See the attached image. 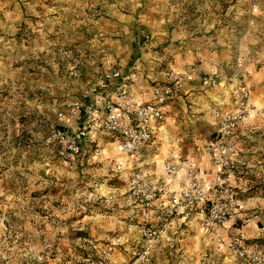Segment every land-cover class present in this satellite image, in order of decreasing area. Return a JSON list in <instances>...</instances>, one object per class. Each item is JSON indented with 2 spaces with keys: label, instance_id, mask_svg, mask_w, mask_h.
<instances>
[{
  "label": "rangeland",
  "instance_id": "1",
  "mask_svg": "<svg viewBox=\"0 0 264 264\" xmlns=\"http://www.w3.org/2000/svg\"><path fill=\"white\" fill-rule=\"evenodd\" d=\"M119 15L134 22L130 25L136 36L153 27H163L167 40L176 32L180 36L198 32L197 37L213 31L219 34V41L228 43L235 56V69L226 80L231 78L237 86L240 82L249 85L254 69L264 70V0H0V264H87L88 258L95 264H114V243L109 258L101 263L90 248V243L105 246L116 238L110 233V241L100 239L110 221L117 219L110 198L126 197V181L132 171L147 172L157 178L158 186L166 175V164L173 163L179 171L187 162V149L191 154L196 148L205 150L208 140L193 151L189 137L180 138L184 126L169 120L159 133L155 150L137 161L118 150L114 155L115 147L107 145L106 153L97 159L78 158L69 167L59 162L47 139L60 125L56 110L67 101L55 97V81L66 84L67 79L61 70L51 67L48 40L58 28L66 31L62 34L86 35V17L114 20ZM215 41L211 52L224 47ZM100 49L114 67L112 53L101 47L97 49L99 58ZM135 51L129 54V63L140 52ZM193 71L195 67H191ZM207 76L214 75L201 74L200 80ZM214 78L218 85L206 89L219 86L220 80ZM263 87V81L249 87L255 112L240 123L258 116L259 124L251 125L255 132L264 125V111L252 100L251 90L262 92ZM215 108L219 109H210L211 120L202 129V133L210 129L209 138ZM246 146L264 150V136L260 144ZM123 157L125 164L119 161ZM257 161L264 168V157ZM246 187L238 190L239 200L264 197V184L253 182ZM249 247L243 248L264 253V238ZM155 259H149L150 264H157Z\"/></svg>",
  "mask_w": 264,
  "mask_h": 264
},
{
  "label": "crops",
  "instance_id": "2",
  "mask_svg": "<svg viewBox=\"0 0 264 264\" xmlns=\"http://www.w3.org/2000/svg\"><path fill=\"white\" fill-rule=\"evenodd\" d=\"M59 21L57 24L60 23ZM128 21V18H124L123 15L122 17L119 15L114 20L112 17L101 19L86 17L83 19L87 26L86 35L62 34L66 31L57 29L52 35L53 38L48 40L47 53H50L53 58L51 67L56 71L61 70L66 76L67 83L63 84L59 79L55 81L57 85L55 97L61 96L67 99L66 102H69L79 96L81 88L91 82L103 68L97 51L101 47L107 48L112 53L114 67L121 70L136 69L138 71L142 81L141 86L135 90L136 94L144 93L152 83H162L167 66L170 65L180 74L183 87L164 123L169 120L177 121L180 126H184L186 129L185 131L180 130V138L189 137L188 145L192 150L197 147L198 143L202 147L210 139V129L202 133V129L207 128L208 122L211 120L210 109L218 107L223 112L232 110L228 97L236 88L237 82H230L231 78L226 80V76L231 75L229 71L235 69L234 52L229 50L228 43H225L223 39L222 42L219 41V34H215L214 31L209 36L201 35L200 37L196 36L198 32H195L194 35L182 34L181 36L176 32L175 35L170 34L171 38L167 40L163 27L146 29L147 32L136 36L132 33L134 22L129 23ZM74 22L76 21L71 23ZM212 40H216L215 44L224 45V47L221 46L220 49L211 52L210 50L214 49ZM135 50L140 52L135 54L129 63V54L132 51L136 53ZM76 58L79 60L77 67L81 71L80 77L71 79L69 73L75 68L76 61L74 59ZM54 62L56 63L54 64ZM191 67H195L193 73L190 72ZM240 69L243 70L242 67ZM254 70V75L247 85L250 89L251 85H257L260 81L264 82V70ZM201 74L216 76L220 80L219 86L215 89H206L201 85ZM60 84H62L61 87ZM258 88L261 89L259 86ZM251 91L252 100L260 110L264 111V91L259 92L256 89ZM253 117L248 123L239 125L234 138L239 148L237 160L247 163L244 174L239 175L232 182L236 194L240 189L245 191L244 188H247L248 183L264 184V170L258 168L259 166L263 168V165L257 161L264 157V150L260 147L248 148L246 146L250 142L260 144L261 138L264 136V125L259 127L258 132L253 131L254 127L251 128V125L259 124L260 121L258 116ZM164 123L159 133L162 131ZM201 138H203L202 141ZM189 149L186 150L185 156L187 162L184 163L183 168L179 169L178 175L166 179V175L163 174L158 187L162 189L164 187V191H171L185 186L186 178L183 173L189 167L204 174L206 188L211 186L214 168L210 164L207 153L204 152L205 150L202 152L200 148H196V151L193 150L194 152L191 154ZM105 151L103 152L106 153ZM163 180L164 182H162ZM162 183L164 185H161ZM125 199L126 197L123 195L110 198L111 201L108 203L111 202L110 205L114 207L117 219L113 218V221H110L111 224L107 225L106 232L100 236V239L104 237L109 241L112 239L109 236L110 233L116 236L113 241H110L116 247L112 253L114 264L130 263L134 253L140 250L143 245L137 228L130 231L126 229L130 212ZM200 221L198 207L194 208L189 219H175L169 238L162 245L155 246L148 260L143 264H150L149 259L154 257H156L155 261L158 260L157 264H242L243 262L230 252V241L239 238L244 248H250V244L257 243L264 238V197L238 199L234 215L219 232L218 237L221 242L203 230ZM177 243H180L183 249L181 257L173 249Z\"/></svg>",
  "mask_w": 264,
  "mask_h": 264
},
{
  "label": "built area",
  "instance_id": "3",
  "mask_svg": "<svg viewBox=\"0 0 264 264\" xmlns=\"http://www.w3.org/2000/svg\"><path fill=\"white\" fill-rule=\"evenodd\" d=\"M99 53L103 68L81 88L79 96L62 103V109L56 110L60 125L47 139L64 167L71 166L78 158L85 161L99 158L107 145H113L120 154L136 161L144 153L154 151L158 133L183 87L180 74L168 65L162 83H152L144 93L136 94L142 81L138 71L113 67L104 50L100 49ZM74 60L75 68L69 73L71 79L79 78L81 72L77 67L79 60ZM201 85L213 88L218 84L214 76H207L201 79ZM230 106V112L212 110L213 130L205 145L214 168L211 186L206 188L204 174L191 167L183 173L185 186L171 191L158 187L147 172H131L125 199L130 212L126 229L137 228L143 245L129 264L145 263L153 248L169 238L173 221L189 219L195 207L199 208L202 229L221 242L219 232L238 206L232 182L246 169V163L237 160L239 148L234 140L240 123L255 112L246 84L240 82L232 92ZM163 170L168 178L176 177L179 172L170 163ZM112 245L90 243V248L101 263L109 258ZM229 248L242 264H264V253L245 250L239 238L232 239ZM173 249L182 256L180 243ZM86 260L87 264H95L89 258Z\"/></svg>",
  "mask_w": 264,
  "mask_h": 264
},
{
  "label": "bare ground",
  "instance_id": "4",
  "mask_svg": "<svg viewBox=\"0 0 264 264\" xmlns=\"http://www.w3.org/2000/svg\"><path fill=\"white\" fill-rule=\"evenodd\" d=\"M113 147H114V146H113ZM113 154H114V155L117 154L116 149L113 150ZM119 161L124 162V164H125L126 158H125V157L120 158ZM159 164H161V161L159 162ZM161 167H162V166H161Z\"/></svg>",
  "mask_w": 264,
  "mask_h": 264
}]
</instances>
